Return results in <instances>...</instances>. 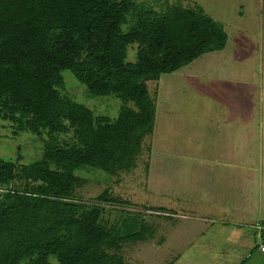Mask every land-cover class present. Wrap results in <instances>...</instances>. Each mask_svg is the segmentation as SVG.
Returning a JSON list of instances; mask_svg holds the SVG:
<instances>
[{
	"label": "trees",
	"instance_id": "trees-1",
	"mask_svg": "<svg viewBox=\"0 0 264 264\" xmlns=\"http://www.w3.org/2000/svg\"><path fill=\"white\" fill-rule=\"evenodd\" d=\"M227 43L224 25L198 5L160 12L136 0H0V119L48 136L39 160L0 159V264H126L124 244L153 238L103 226V209L76 197V171L136 168L156 117L147 84ZM65 70L90 94L119 97L118 117H96L64 96ZM105 194L97 199L110 202Z\"/></svg>",
	"mask_w": 264,
	"mask_h": 264
},
{
	"label": "rangeland",
	"instance_id": "rangeland-1",
	"mask_svg": "<svg viewBox=\"0 0 264 264\" xmlns=\"http://www.w3.org/2000/svg\"><path fill=\"white\" fill-rule=\"evenodd\" d=\"M136 1L145 3L160 12L175 4L185 7L198 5L218 22L230 26L228 31L230 36L233 32H237L247 38L255 39L256 43L258 42L257 45L261 42V30L259 29L261 23H257V17L248 14V18H245V15L240 17L238 14L237 4H241L239 2L243 0ZM228 1L232 4L222 5ZM240 28L243 29L240 30ZM124 29L126 30L127 26ZM227 46L228 48L234 46L232 38L228 40ZM221 53L219 51L208 53L198 58L182 71H186L184 78L179 74H176V77L172 76L170 86L166 85L162 78L161 84L160 82L147 84L153 92L158 83L160 84L158 97L156 96L155 99L156 114L160 106L166 107L171 112H178L177 118L174 117V119L180 122L175 128V137L171 135L169 141L173 144L176 140V152L182 155H177L176 159H173L168 153H158L157 119L155 117L153 132L142 144L136 168L131 171H119L114 175L91 168H81L76 171V175L82 179L76 187V197L90 208L103 209L100 221L103 226L115 227L122 235L144 229L147 232V238L149 232L154 233V237L148 238L147 241L124 244L121 254L126 264H264L263 258L254 251L260 240L257 236L258 232H264V230H258V224H264L261 223L264 220V68L258 66L257 69L258 61L262 63L264 61V47L260 46L254 56H244V59L239 58V61H235V58L222 59ZM136 60L137 46L131 45L128 48L127 61L135 63ZM223 63L225 67L228 64H238L239 68L244 71V108L247 116L243 127L239 129L238 137L244 140L243 153L246 158L247 156L250 158L254 152V156L258 158L259 155L260 159L258 164L255 160L246 163V169H253L255 172L246 174L250 178L245 179L249 181L251 189H256L254 194L249 192V197L254 202L260 199L259 209L255 205L254 212L248 211L244 217L240 216L241 220L245 219L244 222L228 226L223 225V222L229 216L219 208L206 206L203 202L193 204L196 202V197L210 194L212 184H214L210 175L212 171L214 175L218 173L221 166L214 168L211 164L202 162L201 164L206 167V174H200L199 163L195 166V163L190 161V157L196 159V155L209 161L202 155L205 153L211 155L212 151H207L204 146L210 144L208 143L210 140L218 138L219 133L223 132L221 126L215 124L213 119V122L210 121L212 114L215 116L216 112L222 110L221 103L212 98L213 96L219 97L226 86L223 83L225 72L222 70ZM225 70L227 71V68ZM231 71L233 70H229ZM62 75L65 80V87L62 91L64 96L90 108L96 117H107L112 120L118 117L123 107V102L119 97L116 95L94 96L71 71L65 70ZM193 75L197 77H191ZM251 86L255 87L253 91ZM232 90H235V87ZM168 93L172 97V103L169 98V101L164 98L166 96L167 99ZM249 112L252 117L248 118ZM172 119L173 115L166 117L167 121ZM250 124H252L251 127ZM195 125L197 131L190 130ZM70 136L71 134L62 135L60 140L68 139ZM189 136H194L202 142L195 151L196 155L189 154L186 160L184 156L190 153L186 150L189 147ZM222 137L219 138L222 139ZM43 139H48V136L45 134L43 138H40L30 132H18L17 127L12 123L0 119V159L12 161L18 165H28L39 160L43 156ZM257 141H260L259 146ZM223 144L225 145V142ZM221 145L222 143L219 142L218 146ZM253 147H255L254 150H252ZM152 150L156 158L158 154L166 162L175 160L176 171L167 164L164 169L167 168L166 174L171 176L168 181L175 182V192H179L178 197L170 194L169 190L157 197L155 191L148 189V179L154 182V186L156 181L155 176L150 177L149 174L152 170ZM253 163L255 166L251 167L250 164ZM200 176L203 177L200 178ZM196 185L199 187L197 188ZM221 188L218 185V190ZM109 189L111 195L107 198L113 201H99L97 198L106 196L105 192ZM255 193H259V197ZM248 201L249 198L246 199V203ZM143 224L146 227H143ZM163 238H168L167 247L159 250L158 246L163 244ZM249 254L251 257H248Z\"/></svg>",
	"mask_w": 264,
	"mask_h": 264
},
{
	"label": "crops",
	"instance_id": "crops-1",
	"mask_svg": "<svg viewBox=\"0 0 264 264\" xmlns=\"http://www.w3.org/2000/svg\"><path fill=\"white\" fill-rule=\"evenodd\" d=\"M241 4H237L239 7V16L242 17L245 15V18H248V14L251 16L257 17V23H261L259 26V29L261 30V42L257 45L255 39L253 38H247L242 33L233 32L230 36L229 29L230 26L224 24V28L226 33L228 34V40L232 38L234 42V46L229 47L226 46V48L222 51L221 56L222 59H231L235 58V61H239V58L244 59V56H254V53L258 50L260 46L264 47V0H243V2H239ZM232 2L228 1L223 3L222 5H231ZM243 28H240L242 30ZM228 48V49H227ZM231 50V51H230ZM256 57V56H255ZM233 60V61H234ZM230 63V62H225ZM225 63L222 64V70L224 72V79L223 83L226 85L223 88L222 93L219 95V97L213 96L212 99H214L216 102L221 103L222 110L221 112H216L215 116L212 114L210 116V121L215 122V124H218V126H221L222 133H219V137L223 136L221 138H215L214 140H210L206 146H204V149H207V151H212L211 155H208V153H205V155H202L204 157H207L209 161L205 160V158H199L195 154V151L198 148V145L202 142V140L197 139L194 136H189V147L186 149L190 151V153L186 154L185 159L187 160L188 155H196V159H193L192 157L190 161L195 163L194 165L199 166V173L206 174V167L202 165L201 163H209L211 164V167L221 166V170L214 175L213 171L210 175V179L214 182L212 184V191L207 193L205 196H198L195 198L196 202H193V204H199L203 202L206 206H213L215 208H219L222 210L226 215L229 217L224 220L223 225L228 226L234 223H241L244 222V220H241V217H244L248 211H253L256 207L259 209L260 199H258V202H254L249 197V192H252L254 194L253 188H250V185L248 184L249 181L245 180L250 178L248 175L249 172H255L253 169H246V163L248 164L250 160L260 162L259 155L258 158H256L254 155V152H252L251 157L249 158L245 153H243L245 146H244V140L242 138L238 137L239 129L243 127L244 119L247 116L246 111L244 108V102H245V93H244V87H245V74L242 68H239V65H232L228 64L225 67ZM263 67L264 68V61L259 62L257 64V69ZM188 67V66H187ZM187 67H184L180 69L177 72L171 73V74H164L160 77V79L157 82H160L161 84V78L165 81V84L170 86L171 80L173 79L172 76H175L176 74L180 75L182 78L185 77V72H182ZM227 68V71L225 70ZM229 70H233L229 72ZM190 72V71H189ZM168 76V77H164ZM176 77V76H175ZM191 77H197L196 75H193ZM164 78V79H163ZM228 79L227 81H225ZM160 84L158 83V86H156L157 91V97H158V91L160 90ZM235 87V90H232V88ZM254 86H251V90H254ZM165 94V92H164ZM209 94V93H208ZM170 93L166 96H164L165 100L172 103V97L169 96ZM211 97V95L209 94ZM169 98V100H168ZM178 112H171L166 107L160 106L157 109L156 119H157V145H158V153H168L171 155L173 159H176L177 155H182L178 151L176 152V146L175 141H173V144H171V141H169L170 136L172 135L175 137V128L178 126L180 120L174 119V117L177 118ZM169 115H173V119L170 121L166 120V117ZM252 117V114L248 113V118ZM212 121V122H213ZM250 127L252 124L249 125ZM192 131L196 130V125L194 128L190 129ZM168 133V134H166ZM152 138V142H153ZM222 143L221 146H218V143ZM225 142V145L223 144ZM260 141H257V144L259 146ZM209 147V148H208ZM153 149V147H152ZM255 147L252 148L254 150ZM260 147L258 148L259 151ZM171 151H173L171 153ZM260 153V152H259ZM201 156V155H200ZM173 161V162H171ZM169 162H166L162 156H159L157 154L153 153L152 150V156H151V163H152V170L150 174V177L155 176V186L154 182L149 178L148 179V189L150 188L152 191H155L157 193V197L161 196V193L164 192H170V194H173L174 197L179 196V192H175V182L174 181H168L171 176L166 174V169H164L165 165L171 167L174 171L175 169V160H171ZM256 164V165H257ZM155 165V169H154ZM251 167L255 166V164H250ZM198 173V169L195 170ZM259 174V173H258ZM203 176H200V178ZM209 178V176L207 177ZM206 179V177H205ZM246 182V185H245ZM200 185V184H199ZM197 186V188L199 187ZM218 185L222 187L218 190ZM170 187V189H168ZM173 188V190H171ZM155 193V194H156ZM259 194V193H258ZM255 193L256 196L259 197V195ZM171 196V195H169ZM202 198V199H201ZM249 198V203H246V199ZM254 212V211H253ZM259 214V211H258ZM257 215V214H256ZM241 216V217H240ZM255 216V213H254ZM253 223L255 221L253 220ZM258 223V222H257ZM256 223V224H257ZM264 223V220L261 222ZM232 225V226H233ZM262 225V226H261ZM261 227H264V224H258V230H261ZM228 229L227 227H224ZM258 238L260 239L257 245L255 246L254 251L259 254L261 258L264 260V253L261 252L260 247L262 244H264V232H258L257 234ZM168 238H163V244L158 246V249L161 250L167 247ZM162 246V247H161ZM162 253H160L161 255ZM251 254L248 255V257Z\"/></svg>",
	"mask_w": 264,
	"mask_h": 264
},
{
	"label": "built area",
	"instance_id": "built-area-1",
	"mask_svg": "<svg viewBox=\"0 0 264 264\" xmlns=\"http://www.w3.org/2000/svg\"><path fill=\"white\" fill-rule=\"evenodd\" d=\"M261 230H264V227H261ZM260 250L264 253V244L261 245Z\"/></svg>",
	"mask_w": 264,
	"mask_h": 264
}]
</instances>
